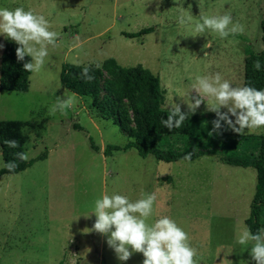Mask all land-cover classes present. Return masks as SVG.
<instances>
[{"label":"rangeland","instance_id":"rangeland-1","mask_svg":"<svg viewBox=\"0 0 264 264\" xmlns=\"http://www.w3.org/2000/svg\"><path fill=\"white\" fill-rule=\"evenodd\" d=\"M17 6L44 15L58 35L41 70L31 73L29 90L0 88V117L30 122L23 127L27 159L46 153L23 171L0 174V264H142L141 253L119 261L106 234L85 232L95 216L79 214L90 211L102 193L113 192L130 200L153 194L147 222L163 215L174 220L188 234L196 264H254L247 250L251 242L238 245L236 239L249 231L245 221L256 191L255 168L224 163L212 153L167 162L142 157L135 147L123 149L136 141L129 136L135 123L123 126L115 119L118 103L104 87L111 76L101 78L99 108L91 97L64 86L60 75L65 63L101 66L108 57L124 66L143 65L160 77L161 106L176 103L188 111L179 95H195L198 76L219 73L233 86L243 85L245 43L263 48L264 0H0V7ZM178 10L190 15L191 23L178 26ZM226 13L243 31L222 39L214 33L190 35L201 14ZM144 28L152 31L129 36ZM6 41L0 37V63ZM68 94H75L76 102L63 114H50ZM201 98L205 102L194 113L207 114L212 127L215 114L205 109L209 98ZM247 133L264 134V128ZM108 145L122 149L106 155Z\"/></svg>","mask_w":264,"mask_h":264},{"label":"clouds","instance_id":"clouds-1","mask_svg":"<svg viewBox=\"0 0 264 264\" xmlns=\"http://www.w3.org/2000/svg\"><path fill=\"white\" fill-rule=\"evenodd\" d=\"M199 21L192 28L194 35H190L205 36V33H214L222 39L229 34L243 31L242 25L233 22L227 13L216 16L201 14ZM176 23L183 27L191 23V17L178 10ZM57 35L42 14L22 6L0 7V37L16 44L15 58L17 62L24 61L21 66L26 72L35 73L41 70L49 54V46L55 44ZM25 56L29 58L27 61ZM253 66L260 70L261 62L255 60ZM80 75L84 80L91 79L87 66L81 69ZM192 90H195V95L192 92L179 95L188 111H181L179 104L170 105L166 118H161L160 121L164 128L169 131L179 128L204 101L202 95L209 98L205 109L215 114L212 131L219 133L223 129L243 134L264 128V88L233 86L229 80L222 79L219 73H215L196 77ZM75 102V94L62 95L49 112L51 114L60 111L63 114ZM7 143L10 147H16L15 141ZM16 156L20 160L27 159L23 152ZM3 166L11 170L16 164L15 161H10ZM154 199L151 193H142L135 200L115 192L110 195L102 193L94 200L90 211L81 212L79 215L87 218L94 214L95 220L91 229L85 228V232L94 230L106 234V243L119 261H126L132 253L139 252L143 256L142 264H196L195 250L189 243L188 234L174 220L163 215L151 223L147 222L153 213ZM247 242H251L247 248L250 260L254 264H264V230L251 233L245 229L238 235L236 244L244 245Z\"/></svg>","mask_w":264,"mask_h":264},{"label":"trees","instance_id":"trees-1","mask_svg":"<svg viewBox=\"0 0 264 264\" xmlns=\"http://www.w3.org/2000/svg\"><path fill=\"white\" fill-rule=\"evenodd\" d=\"M261 39L263 48L256 51L250 42L245 43V68L243 85L255 88H264V17L261 20ZM152 31L144 28L130 37H137ZM16 44L7 40L1 55L0 88L14 91H27L30 88V72L22 69V63L15 58ZM29 58L25 56V61ZM259 60L261 69L256 70L253 62ZM87 66L90 80H84L81 69ZM107 73L111 76L106 80L104 87L110 92L111 100L118 103L119 114L115 117L123 126L134 121L135 127L129 131V136L136 141L128 143L123 149L135 147L142 157L154 156L162 161H178L181 159H196L205 154H216L221 161L230 165L253 167L257 172V183L254 197L250 204L249 216L246 225L251 233L264 227V134H238L231 130L219 133L212 131L208 125V115L192 112L179 128L169 131L161 125V118H166L169 109L161 106V80L159 75L143 65L124 66L114 57L106 58L102 65L65 63L60 75L61 83L71 91L91 97L94 105L100 108L102 76ZM242 85V86H243ZM125 101L129 108H122ZM132 110L133 116L130 113ZM187 112L186 110H181ZM116 122V121H115ZM119 123V124H120ZM29 121L17 119H3L0 117V148L3 165L15 161V168L9 170L2 167L0 174H14L25 170L37 159H44L42 153L35 159L20 160L16 154L26 153L27 136L23 127ZM92 140V139H91ZM8 141H15L16 147H10ZM91 145L97 147L93 141ZM119 146L108 145L105 154L109 155ZM186 154H189L186 157Z\"/></svg>","mask_w":264,"mask_h":264}]
</instances>
